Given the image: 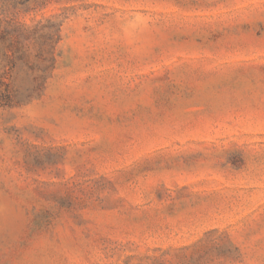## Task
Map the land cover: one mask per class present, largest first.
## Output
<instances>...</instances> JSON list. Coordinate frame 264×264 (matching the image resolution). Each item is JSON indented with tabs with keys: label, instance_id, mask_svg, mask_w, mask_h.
Returning a JSON list of instances; mask_svg holds the SVG:
<instances>
[{
	"label": "rangeland",
	"instance_id": "rangeland-1",
	"mask_svg": "<svg viewBox=\"0 0 264 264\" xmlns=\"http://www.w3.org/2000/svg\"><path fill=\"white\" fill-rule=\"evenodd\" d=\"M0 264H264V0H0Z\"/></svg>",
	"mask_w": 264,
	"mask_h": 264
}]
</instances>
